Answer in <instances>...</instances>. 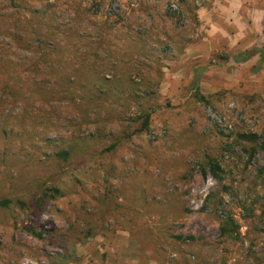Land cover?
<instances>
[{
  "label": "rangeland",
  "instance_id": "374dc122",
  "mask_svg": "<svg viewBox=\"0 0 264 264\" xmlns=\"http://www.w3.org/2000/svg\"><path fill=\"white\" fill-rule=\"evenodd\" d=\"M214 2L0 0V264H264V59Z\"/></svg>",
  "mask_w": 264,
  "mask_h": 264
},
{
  "label": "crops",
  "instance_id": "0c3cea01",
  "mask_svg": "<svg viewBox=\"0 0 264 264\" xmlns=\"http://www.w3.org/2000/svg\"><path fill=\"white\" fill-rule=\"evenodd\" d=\"M196 16L205 29L202 42L211 43L216 36L235 51L264 49V0H215L199 7ZM201 49L189 45L182 57L191 54L189 58H201Z\"/></svg>",
  "mask_w": 264,
  "mask_h": 264
},
{
  "label": "trees",
  "instance_id": "16d2710c",
  "mask_svg": "<svg viewBox=\"0 0 264 264\" xmlns=\"http://www.w3.org/2000/svg\"><path fill=\"white\" fill-rule=\"evenodd\" d=\"M253 51H255V50H250L248 52L246 51V52H243V53L237 55L236 57H238V58L234 57L235 58L234 59L235 62H240V61L246 62L247 60L251 59L252 56L255 55V53ZM256 52H259L258 54L261 55L260 58L261 59H264V50L256 51ZM253 153H254V151H252V154ZM210 167L212 169L213 175L216 176L217 166L216 165H210ZM6 203L7 202L2 201L0 203V205H5ZM228 226H231V227L232 226H235L234 220L231 217H227L226 218V220L224 222V227L221 229L222 234H226V233L230 234L232 231H235L234 229H236V227L235 228H232L231 229L232 231H229V230H227V227ZM36 236L39 237V235H36Z\"/></svg>",
  "mask_w": 264,
  "mask_h": 264
},
{
  "label": "built area",
  "instance_id": "2783aa9c",
  "mask_svg": "<svg viewBox=\"0 0 264 264\" xmlns=\"http://www.w3.org/2000/svg\"><path fill=\"white\" fill-rule=\"evenodd\" d=\"M174 7V6H173Z\"/></svg>",
  "mask_w": 264,
  "mask_h": 264
}]
</instances>
